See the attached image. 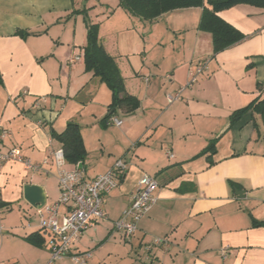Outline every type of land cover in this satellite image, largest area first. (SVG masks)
Masks as SVG:
<instances>
[{
  "label": "crops",
  "instance_id": "obj_1",
  "mask_svg": "<svg viewBox=\"0 0 264 264\" xmlns=\"http://www.w3.org/2000/svg\"><path fill=\"white\" fill-rule=\"evenodd\" d=\"M100 2V40L127 92L140 101L133 112L117 110L121 125L103 123L112 91L85 67L86 0H0V152L19 147L41 165L35 171L16 160L0 166V202L8 203L0 207V264L50 260L49 234L38 208L22 201L23 187L42 186L47 204L58 199L53 152L63 144L51 130L62 132L69 122L80 125L86 155L78 162L88 179L119 158L130 164L104 197L109 220L91 226L75 245L94 250L91 264H264V224H256L264 222V117L251 108L232 122L234 112L264 99V7L221 10L246 38L215 53L212 33L199 27L203 6L145 20L120 0ZM206 60L198 80L169 102L190 68ZM76 163L65 159L62 168ZM144 172L158 180V201L127 239L113 221ZM154 236L168 237L171 245L155 246L150 258L145 245ZM223 246L231 249L226 257Z\"/></svg>",
  "mask_w": 264,
  "mask_h": 264
},
{
  "label": "built area",
  "instance_id": "obj_2",
  "mask_svg": "<svg viewBox=\"0 0 264 264\" xmlns=\"http://www.w3.org/2000/svg\"><path fill=\"white\" fill-rule=\"evenodd\" d=\"M79 57L77 55L74 59ZM208 62L206 60L190 68L189 80L178 90L167 95L169 102L181 99L184 89L191 87L198 80L207 69ZM27 93L24 90L21 94ZM41 100L45 101V98L42 97ZM35 105L39 106V103H35ZM122 122L115 115L108 119V124L121 125ZM53 154L59 166V197L54 203L46 204L38 209L41 216L40 227L49 234L50 260L47 264H53L64 258H69L74 264H91L94 250H78L75 245L91 226L100 221L109 220L103 206L104 197L118 187L120 178L126 174L130 164L124 158H119L106 173L88 179L80 162H77L73 169L62 168L65 163L63 148L55 150ZM168 154L173 156L171 150L168 151ZM6 160L23 162L28 169L34 171L41 169V165L32 163L19 147H11L7 152H0V166ZM158 187L156 176L144 172L138 181L130 204L122 216L113 221L114 228L123 232L127 239L139 230L141 220L150 213L157 203L156 191ZM4 228L5 226L0 220V233L4 231ZM170 245L171 240L168 237L154 236L145 245L148 257L152 258V250L155 246L169 248ZM230 250L229 246H223L220 249L221 255L226 257Z\"/></svg>",
  "mask_w": 264,
  "mask_h": 264
},
{
  "label": "trees",
  "instance_id": "obj_3",
  "mask_svg": "<svg viewBox=\"0 0 264 264\" xmlns=\"http://www.w3.org/2000/svg\"><path fill=\"white\" fill-rule=\"evenodd\" d=\"M248 3L264 7V0H120V6L130 15L145 20H153L160 15L179 8L203 6V14L200 21V29L209 31L213 35L215 53L233 45L246 38V35L234 25L224 20L219 12L231 8L237 4ZM87 14L85 15V17ZM87 43L84 47V60L87 71L100 77L112 91V102L109 113L103 120L108 125V119L114 115L119 108L126 112H133L139 105V99L128 93L125 80L116 59L107 51L100 40L99 23L87 20ZM259 111L264 117V99L251 104L248 107L237 110L232 115V122L236 121L249 109ZM54 138L63 144L65 159L70 162L82 161L86 155V149L81 133L80 125L69 122L62 132L51 130ZM256 224H264L256 221ZM31 239L37 240L33 234Z\"/></svg>",
  "mask_w": 264,
  "mask_h": 264
},
{
  "label": "water",
  "instance_id": "obj_4",
  "mask_svg": "<svg viewBox=\"0 0 264 264\" xmlns=\"http://www.w3.org/2000/svg\"><path fill=\"white\" fill-rule=\"evenodd\" d=\"M22 34V31H20ZM24 198L34 207L40 209L47 204L44 188L38 184L26 183L23 187ZM238 192H243L238 190ZM8 203L0 202V207L7 206Z\"/></svg>",
  "mask_w": 264,
  "mask_h": 264
},
{
  "label": "rangeland",
  "instance_id": "obj_5",
  "mask_svg": "<svg viewBox=\"0 0 264 264\" xmlns=\"http://www.w3.org/2000/svg\"><path fill=\"white\" fill-rule=\"evenodd\" d=\"M87 2V7H86V12H87V20H89L92 23H99V36H101V25L104 24L103 19H105L103 16V13L101 12V9H99L102 4L100 0H86ZM113 9H111L109 12H112ZM104 27V25L102 26ZM22 201H27L25 198L22 199ZM21 201V202H22ZM19 202V201H18ZM17 205L19 203H16ZM19 207V206H18Z\"/></svg>",
  "mask_w": 264,
  "mask_h": 264
}]
</instances>
